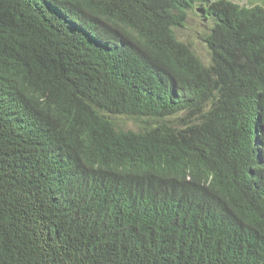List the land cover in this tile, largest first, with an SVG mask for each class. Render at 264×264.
<instances>
[{
	"label": "trees",
	"instance_id": "trees-1",
	"mask_svg": "<svg viewBox=\"0 0 264 264\" xmlns=\"http://www.w3.org/2000/svg\"><path fill=\"white\" fill-rule=\"evenodd\" d=\"M0 264H264V4L0 0Z\"/></svg>",
	"mask_w": 264,
	"mask_h": 264
},
{
	"label": "rangeland",
	"instance_id": "rangeland-1",
	"mask_svg": "<svg viewBox=\"0 0 264 264\" xmlns=\"http://www.w3.org/2000/svg\"><path fill=\"white\" fill-rule=\"evenodd\" d=\"M240 5H249L252 3H263L264 0H232ZM207 23V24H206ZM209 28V23L202 19L198 8L196 6L191 7L186 11V18L184 24L180 28H174V33L176 37L188 43L194 53L200 58L204 64L209 63V55L201 37L199 35L206 32ZM116 123L119 127L124 129H136L138 126V121L120 116L116 118Z\"/></svg>",
	"mask_w": 264,
	"mask_h": 264
}]
</instances>
